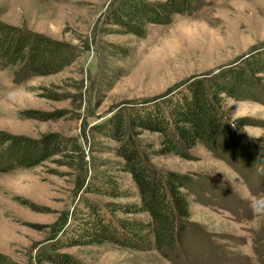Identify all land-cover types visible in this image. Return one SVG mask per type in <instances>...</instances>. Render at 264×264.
<instances>
[{
    "label": "rangeland",
    "instance_id": "374dc122",
    "mask_svg": "<svg viewBox=\"0 0 264 264\" xmlns=\"http://www.w3.org/2000/svg\"><path fill=\"white\" fill-rule=\"evenodd\" d=\"M115 1L0 0V23L79 51L70 67L52 76L18 82L12 70L0 67V132L34 139L59 133L74 145L59 162L0 173V252L17 264H39V254L83 207L86 183L114 173L124 188L132 185L130 175L116 172L118 144L94 127L105 125L128 103L164 96L193 77H206L264 49V0H199L192 16L152 26L144 39L105 30L104 18ZM223 110L232 121L260 123L241 131L264 141V98H228ZM34 111L48 113L51 120L23 115ZM142 138L158 147L159 135ZM190 155L151 157L159 171L209 176L208 194L191 202L196 231L186 252L169 259L155 250L104 244L59 253L81 264H264V187L222 153L198 146ZM86 196L100 204L112 201Z\"/></svg>",
    "mask_w": 264,
    "mask_h": 264
},
{
    "label": "trees",
    "instance_id": "16d2710c",
    "mask_svg": "<svg viewBox=\"0 0 264 264\" xmlns=\"http://www.w3.org/2000/svg\"><path fill=\"white\" fill-rule=\"evenodd\" d=\"M199 0H116L104 18L108 33L144 39L149 28L169 25L177 15L192 16ZM125 49L119 53L126 55ZM79 57L78 49L23 28L0 23V67L12 70L18 82L59 74ZM259 101L264 98V49L206 77H193L164 96L128 103L95 131L118 144L116 172L130 175L124 188L114 173H103L83 187V207L39 264H81L66 248L115 244L133 250H155L165 257L186 252L196 224L191 221L192 199L209 192V176L159 171L152 156L190 159L202 146L222 153L227 160L256 177L264 187V141L247 136L242 127L260 126L248 119L232 121L224 110L226 99ZM27 118L49 121L48 113L26 112ZM253 122V121H251ZM145 133L159 135V144L143 141ZM74 151L73 141L59 133L39 139L0 132V173L30 170L59 162ZM57 158V159H56ZM112 201L100 204L86 195ZM132 202H116V200ZM79 211V212H78ZM143 216V218H135ZM0 264H17L0 252Z\"/></svg>",
    "mask_w": 264,
    "mask_h": 264
},
{
    "label": "clouds",
    "instance_id": "9594fccd",
    "mask_svg": "<svg viewBox=\"0 0 264 264\" xmlns=\"http://www.w3.org/2000/svg\"><path fill=\"white\" fill-rule=\"evenodd\" d=\"M224 173V172H223Z\"/></svg>",
    "mask_w": 264,
    "mask_h": 264
}]
</instances>
